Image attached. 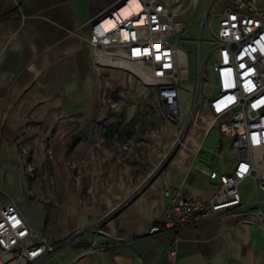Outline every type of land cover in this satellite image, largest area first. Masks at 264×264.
Listing matches in <instances>:
<instances>
[{
	"label": "crops",
	"instance_id": "crops-1",
	"mask_svg": "<svg viewBox=\"0 0 264 264\" xmlns=\"http://www.w3.org/2000/svg\"><path fill=\"white\" fill-rule=\"evenodd\" d=\"M18 1L17 9L0 18V188L6 193L0 194V200L12 199L27 224L51 240L89 227L103 211L112 210L105 226L125 240L107 241L110 247L86 253L85 246L75 245L61 256L68 264H264V223L252 215L256 206L251 190L247 193L240 188L242 199L252 203L245 210L223 213L196 228L181 230L173 261L167 256L170 237L142 238L161 219L166 186L177 185L188 194L207 197L217 180L207 174L213 163L204 168L196 158L192 160L188 132L186 150L162 161L176 128L167 119L159 135H138L143 141L132 152L125 151L121 162L109 141L104 148L98 141V137L106 139L105 128L114 122L104 117L108 111L104 91L116 101V112H126V129H135L139 121L143 127V116L131 117L121 96L125 101L136 92L139 103L142 95L154 98V90L124 71L106 68L98 73L93 65L87 42L90 19L117 0H0V11L14 8ZM130 80L135 82L132 88ZM161 114L164 116L163 109L157 112L158 119ZM188 116L189 112L181 115L180 124ZM29 121L33 129L24 132ZM149 125H158V121ZM135 133L136 129L134 140ZM22 136L27 137L30 155L20 151ZM199 137L193 136L191 144ZM230 149L232 152L231 143ZM69 154L91 163L89 168L80 165V171L87 172L83 191L92 189L82 202L71 190V171L64 161ZM232 155L230 167L223 171H231L236 160ZM26 162L37 174L38 169L49 166L54 189L37 174L27 176ZM138 184L143 189L136 192ZM258 199L264 208V195ZM90 238L88 234L86 240Z\"/></svg>",
	"mask_w": 264,
	"mask_h": 264
},
{
	"label": "built area",
	"instance_id": "built-area-1",
	"mask_svg": "<svg viewBox=\"0 0 264 264\" xmlns=\"http://www.w3.org/2000/svg\"><path fill=\"white\" fill-rule=\"evenodd\" d=\"M127 1L117 0L90 19L91 32L87 42L98 73L106 68L119 69L133 76L143 87L154 90V98L161 104L165 118L176 124L171 148L164 155L163 162L170 160L177 151L186 150V132L189 133V152L192 160L195 159L214 124L221 136L230 139L236 158L229 172L209 169V178L217 182L207 197L188 194L177 185L164 188L166 205L161 219L142 238L170 237L167 256L173 261L181 230L196 228L220 214L245 210L252 205L242 199L240 186L245 181L251 182V198H255L253 204L256 208L252 215L264 223V208L258 199L264 195V0H231L220 9L215 36L209 41L206 72H202L204 41L199 36L194 51L186 48L182 37L185 24L178 19L189 9L196 8L199 0H188L186 4L183 0H137V10L127 17L117 16ZM210 3L211 0L203 12L206 18ZM109 19L114 23L106 27L104 22ZM190 55L196 58V84L185 88L193 95L192 108L188 121L180 124V90L189 77ZM201 83L205 92H200ZM200 93L205 114L196 107ZM103 101L108 106L105 119H114L115 132L123 130L126 112H116L117 103L106 91L103 92ZM29 118L32 119L33 114ZM33 126L29 121L24 132L31 131ZM159 133V124L148 125L144 136L150 138ZM94 134L98 137V129ZM193 136H200V139L191 144ZM97 139L104 148L105 137ZM141 141L131 138L116 143V148L112 149L118 161L121 162L125 151L132 152L134 145L139 146ZM26 142L27 137L22 136L20 151L30 155ZM43 145L48 150V142L44 141ZM135 156L140 158L137 154ZM64 161L71 171V190L82 202L85 193H91L92 189L88 187L83 191V178L87 172L80 171V165L89 168L90 160H80L69 154ZM36 171L30 162L25 163L27 176H35ZM37 175L54 189L55 177L49 166L38 169ZM136 189L139 192L143 187L138 184ZM27 192L31 194L32 190ZM3 193L6 194L0 188V194ZM112 212L105 210L91 226L51 240L27 224L12 199L0 200V264H47L51 261L68 264L62 262L61 256L75 245L85 246L83 253L106 249L110 247L107 241L119 242L126 238L112 234L106 228L105 221L114 214ZM88 234L91 238L86 240Z\"/></svg>",
	"mask_w": 264,
	"mask_h": 264
},
{
	"label": "rangeland",
	"instance_id": "rangeland-1",
	"mask_svg": "<svg viewBox=\"0 0 264 264\" xmlns=\"http://www.w3.org/2000/svg\"><path fill=\"white\" fill-rule=\"evenodd\" d=\"M183 2L186 4L188 0H183ZM228 2L229 0H211L210 7L208 10V17L206 18L203 15V12L207 9L209 0H199L196 8L189 9L186 14L178 17V19L182 20L185 24L182 37L185 38L184 45L186 48L190 49L191 51H194L197 46L199 36L204 41L202 43L201 48V52L205 54L202 64V72H206V63L209 59L207 52L211 47L209 41L215 36L216 33L217 14L221 8L228 4ZM201 29L203 30L201 31ZM195 60L196 58L192 57L191 55L189 65V77L188 80L184 82L185 87L180 90L179 99L181 115L187 114L192 108L193 95L186 89H189L191 86H194L196 84L197 71ZM133 82L134 81L132 80L129 81L128 84L129 86H131L130 88L134 86L135 82ZM205 89L206 88L204 84L201 83L200 92H205ZM136 97V92H132L130 93V97L127 100L123 101V96H121V100L125 104L123 107L127 110L128 114L131 117L137 114L143 116V120L141 121L143 122V127L141 123L139 124L140 121L135 127V136L138 137L139 135L142 137L145 133L146 127L154 119L158 121V124L161 128V125L165 122L166 118L162 114L161 116H159V119L157 118V112H161V109L163 108L162 106H160L159 102L152 97V94L142 95L140 98V101L142 102L140 103L137 101ZM196 103V107H198L200 111L205 114L206 112L202 108V105L204 106L202 93L199 94ZM230 143V139L221 136L216 125L214 124L209 134L204 138V149H202V151L196 156L195 162L204 168L210 167V163L213 162L214 168L218 172H222L223 169L229 168L230 166L228 165V163L233 161ZM112 145L113 148H116L115 143H113ZM212 155H214V157L211 159ZM240 188L244 192L249 193L252 189V185L250 182L245 181L244 183H242Z\"/></svg>",
	"mask_w": 264,
	"mask_h": 264
},
{
	"label": "trees",
	"instance_id": "trees-1",
	"mask_svg": "<svg viewBox=\"0 0 264 264\" xmlns=\"http://www.w3.org/2000/svg\"><path fill=\"white\" fill-rule=\"evenodd\" d=\"M20 6V2L18 1L17 5L9 10H5V11H0V18H7V14L14 11L15 9H17ZM191 56V55H190ZM193 57V56H192ZM126 124L124 123V128L123 130L120 131H116L114 122L110 123L109 125L106 126L105 128V134H106V143L107 141H109V144H113V143H123L125 141H127L128 139H131L135 129L134 128H129L126 129ZM116 133V137H113V134ZM139 138L136 137L135 140H138Z\"/></svg>",
	"mask_w": 264,
	"mask_h": 264
},
{
	"label": "bare ground",
	"instance_id": "bare-ground-1",
	"mask_svg": "<svg viewBox=\"0 0 264 264\" xmlns=\"http://www.w3.org/2000/svg\"><path fill=\"white\" fill-rule=\"evenodd\" d=\"M139 8V3L137 0H128L117 12V16H123V17H127L128 15H130V13L134 10H137ZM105 26L106 27H110L113 25L114 20L109 19V20H105Z\"/></svg>",
	"mask_w": 264,
	"mask_h": 264
},
{
	"label": "water",
	"instance_id": "water-1",
	"mask_svg": "<svg viewBox=\"0 0 264 264\" xmlns=\"http://www.w3.org/2000/svg\"><path fill=\"white\" fill-rule=\"evenodd\" d=\"M214 157V155H212L211 159ZM213 162H211L210 164H212Z\"/></svg>",
	"mask_w": 264,
	"mask_h": 264
}]
</instances>
